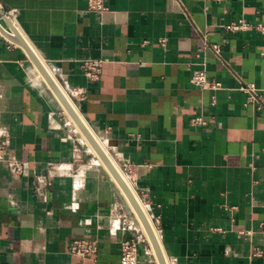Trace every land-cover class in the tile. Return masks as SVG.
Masks as SVG:
<instances>
[{
  "label": "crops",
  "instance_id": "1",
  "mask_svg": "<svg viewBox=\"0 0 264 264\" xmlns=\"http://www.w3.org/2000/svg\"><path fill=\"white\" fill-rule=\"evenodd\" d=\"M106 5L0 0V264H120L135 235L125 196L8 37L13 25L126 174L168 264H264V107L239 89L255 83L264 99V0ZM240 19L251 27L225 28ZM88 60L101 61L98 79ZM202 68L224 88L192 85ZM83 237L98 241L84 259L69 250ZM139 253V264H160L151 243Z\"/></svg>",
  "mask_w": 264,
  "mask_h": 264
},
{
  "label": "built area",
  "instance_id": "2",
  "mask_svg": "<svg viewBox=\"0 0 264 264\" xmlns=\"http://www.w3.org/2000/svg\"><path fill=\"white\" fill-rule=\"evenodd\" d=\"M88 7L92 11L104 12L107 10L106 0H88ZM5 16L12 20L14 24L17 22L16 9L7 11ZM224 26L230 31H240L251 27V25L244 19L233 21ZM259 28L264 29V25L260 24ZM161 42L165 43L166 39H162ZM13 46H16V44L14 43ZM215 51L219 53L218 48H215ZM100 66L101 61L97 60H88L83 63V68L87 71L88 76L91 79L99 78ZM190 83L198 88L210 89L214 91H218L224 88L222 82L215 79H211L208 76L207 70L204 68L195 70L192 73L190 77ZM239 89L247 94V100L245 102V105L253 104L257 107V109H262L264 107V99L261 93V89L257 87L255 83L251 82L243 84L240 86ZM3 95V85L0 81V104L3 99ZM216 103L217 98L216 96H213L212 105ZM191 122L194 125H206V121L202 116L192 117ZM5 149L6 143L3 141L2 137H0V158H2ZM12 166L13 169L18 172L21 171L23 167L22 163L17 161L13 162ZM124 175L126 176L125 173ZM141 202L143 203L142 200ZM124 222V227H126L127 229L134 230L135 235L122 239L120 264H139L140 244H150L149 237L145 234V232L142 231V229H140V227L137 226V222H135V219L132 214H128L127 217H125ZM69 250L71 254L84 259L91 255H94L98 251V241L96 239L84 237L76 238L71 242Z\"/></svg>",
  "mask_w": 264,
  "mask_h": 264
},
{
  "label": "water",
  "instance_id": "3",
  "mask_svg": "<svg viewBox=\"0 0 264 264\" xmlns=\"http://www.w3.org/2000/svg\"><path fill=\"white\" fill-rule=\"evenodd\" d=\"M8 37L12 39L15 43L21 45L29 54L30 58L34 62V64L38 67L39 71L42 73V75L46 78L47 82L61 101V103L64 105L65 109L72 115L73 119L78 123L80 126L83 134L86 136V138L89 140L93 148L95 149L97 156L104 162V164L108 167V169L111 171V173L114 175L116 180L121 185L122 189L127 194L129 200L131 201L132 205L136 209L137 213L139 214L140 218L142 219L146 230L148 232V237L150 240L151 245L153 246L158 260L160 264H168L165 258V255L163 253V250L160 245V241L157 238L150 221L144 211V209L141 206V202L137 199L134 191L129 186L128 182L123 178L121 173L118 171L114 163L112 162L110 156L106 153L96 136L93 134L92 130L88 127L87 124H85L82 119L78 116L77 112L75 111L73 104L67 99V97L64 95L63 91L60 89V87L57 85L55 79L51 76L48 69L45 67V65L41 62V60L36 56V54L33 52L31 47L29 46V43L27 40L19 33L17 28L13 25V31L8 32ZM94 131V130H93ZM95 132V131H94ZM94 158L95 155L93 154ZM105 172V171H104ZM106 173V172H105ZM107 174V173H106ZM108 175V174H107ZM110 179V178H109ZM119 193V192H118ZM120 195V194H119ZM121 196V195H120ZM128 214H133V212L126 208Z\"/></svg>",
  "mask_w": 264,
  "mask_h": 264
},
{
  "label": "bare ground",
  "instance_id": "4",
  "mask_svg": "<svg viewBox=\"0 0 264 264\" xmlns=\"http://www.w3.org/2000/svg\"><path fill=\"white\" fill-rule=\"evenodd\" d=\"M27 42L29 43L31 49H32L33 52L36 54V56H37L40 60H42V58H41L40 55L37 53V51H36V49L33 47V45H31L30 42H29L28 40H27ZM42 61H43V60H42ZM42 61H41V62H42ZM36 67H37V66H36ZM37 69H38V67H37ZM38 70H39V69H38ZM38 73H39V72H38ZM49 73H50V72H49ZM50 74H51V73H50ZM39 75H40L41 77H43L45 83L48 85L49 83L47 82L46 78L42 75L41 72L39 73ZM51 76H52V75H51ZM52 77H53V76H52ZM53 78H54V77H53ZM55 81H56V80H55ZM56 83H57V81H56ZM57 85L59 86L58 83H57ZM50 87H51V86H50ZM59 87H60V86H59ZM60 89H61V87H60ZM61 90H62V89H61ZM62 91H63V90H62ZM54 93H55V92H54ZM63 93H64V92H63ZM55 95H56V94H55ZM64 95H65V93H64ZM56 96H57V95H56ZM65 96H66V95H65ZM66 97H67V96H66ZM67 99L73 104V107H74L75 111L77 112L78 116L82 119V121H83L85 124L88 125L87 121L85 120V118L83 117V115L81 114V112L79 111V109L77 108V106L74 105V103L71 101L70 98L67 97ZM63 107H64V105H63ZM64 108H65V107H64ZM66 112H67V110H66ZM67 113H68V112H67ZM68 115H70L69 117H71L72 122H73V125L75 126V128L77 129V131H78L79 133H81V136H82L83 139L87 142V144L89 145L91 151H92L95 155H97L95 149L93 148V146L91 145V143L89 142V140L86 138V136L83 134V132H82L80 126L78 125V123L73 119V117H72V115H71L70 113H68ZM88 127L90 128L89 125H88ZM90 129H91V128H90ZM91 130H92V129H91ZM92 132H93V134L96 136V138L98 139V141L100 142V144L102 145V147L104 148V150L106 151V153L108 154V151H107V149H106V147H105V145H104V143H103L102 138L100 137V135L96 134L93 130H92ZM108 155H109V154H108ZM111 160H112V159H111ZM101 162H102L103 166L105 167V169L107 170V172H108V174L110 175L111 178H110L109 176H108V177H109L112 181L116 182L118 189H119L120 192L125 196L128 205L131 207V211H132V212H135V214H136V218H137V220H138V222H137V226L140 227V229H141V227H142V229L145 231V234L148 235V232H147V230H146V227H145V225H144L142 219L140 218V216H139V214L137 213L136 209H135L134 206L132 205V203H131V201L129 200L127 194H126L125 191L122 189L121 185H120L119 182L116 180V178H115L114 175L111 173V171L108 169V167L104 164V162H103V161H101ZM112 162L114 163V165L116 166V168L118 169V171L121 173V175L123 176V178L128 182L129 186L131 187L132 185H131L129 179L127 178V176L124 175V173L119 169L118 165H117L114 161H112ZM131 188H132V187H131ZM132 190H133V188H132ZM133 191H134V190H133ZM134 193H135V191H134ZM135 195H136L137 199L139 200V198H138V196H137L136 193H135ZM139 202H140V201H139ZM141 206H142V205H141ZM142 208L144 209V211H145V213H146V215H147V217H148V219H149V221H150V224H151V226H152V228H153V230H154L153 224H152V222H151V220H150V218H149V215H148L147 211L145 210V208H144L143 206H142ZM132 215H133V214H132ZM134 219H135V218H134ZM135 222H136V221H135ZM138 223H139V224H138ZM139 225H140V226H139ZM143 230H142V231H143ZM144 231H143V232H144ZM154 232H155V231H154ZM155 234H156V233H155ZM156 236H157V234H156ZM163 253H164V252H163ZM165 258H166V256H165ZM166 261H167V259H166ZM167 263H168V262H167Z\"/></svg>",
  "mask_w": 264,
  "mask_h": 264
},
{
  "label": "rangeland",
  "instance_id": "5",
  "mask_svg": "<svg viewBox=\"0 0 264 264\" xmlns=\"http://www.w3.org/2000/svg\"><path fill=\"white\" fill-rule=\"evenodd\" d=\"M79 136L81 137V139L83 140V142H84V139H83V137L81 136V134L79 133ZM85 143V142H84ZM87 143V142H86ZM85 143V144H86ZM87 145V147H89V145L88 144H86ZM108 154H109V156H110V158L112 159V161H114L117 165H118V163L115 161V159L111 156V154L108 152ZM102 163V162H101ZM118 167H119V165H118ZM119 169L121 170V168L119 167ZM122 171V170H121ZM126 199V198H125ZM140 201V200H139ZM142 205V204H141ZM143 206V205H142ZM130 207V206H129ZM144 207V206H143ZM145 208V207H144ZM130 209H131V207H130ZM145 210H146V208H145ZM149 215V214H148ZM133 217L135 218V221L136 222H138V220H137V218H136V214H135V212H133ZM139 224V223H138Z\"/></svg>",
  "mask_w": 264,
  "mask_h": 264
}]
</instances>
